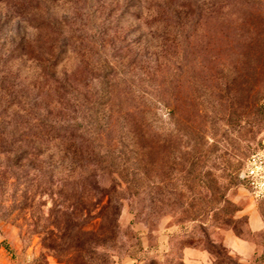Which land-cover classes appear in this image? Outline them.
I'll return each mask as SVG.
<instances>
[{
  "label": "rangeland",
  "instance_id": "obj_1",
  "mask_svg": "<svg viewBox=\"0 0 264 264\" xmlns=\"http://www.w3.org/2000/svg\"><path fill=\"white\" fill-rule=\"evenodd\" d=\"M227 1L0 0V58L14 59L0 75L12 81L8 93L37 105L42 116L48 109L61 121L73 120L58 103L73 97L51 84V75L85 94L109 67L144 91L141 80L157 84L168 67L169 77L175 73L172 19L186 25L203 11L214 49ZM248 21L255 23L252 40L264 43V17ZM195 62L183 69L188 79L173 89L178 100L171 102L182 112L179 122L199 130L181 142L188 140V156L156 153L155 160L163 154L172 166L156 164L149 174L128 166L130 176L123 178L134 180L130 187L149 185V197L134 196L135 188L115 174L97 176L101 188L116 190L122 200L110 247L102 244L97 216L107 199L93 191L78 156L60 155L55 146L38 155L26 150L25 161L12 168V156L0 151V264H264V206L241 178L248 160L264 149V60L249 63L243 90L231 100L192 87L201 75ZM17 117L35 122L24 112ZM174 163L183 166L174 170ZM175 189L181 194L171 199Z\"/></svg>",
  "mask_w": 264,
  "mask_h": 264
},
{
  "label": "trees",
  "instance_id": "obj_2",
  "mask_svg": "<svg viewBox=\"0 0 264 264\" xmlns=\"http://www.w3.org/2000/svg\"><path fill=\"white\" fill-rule=\"evenodd\" d=\"M225 8L228 12L220 16L222 19L216 17L219 19L217 30L220 35L217 40L221 41L214 49H211V38L206 34L203 11H199L186 25L172 19L175 38L171 43L178 49L175 59L176 74L169 77L168 67L167 71L160 75L157 84L146 79L141 80L142 85L147 88L144 91L132 89L126 78L119 76L109 67L98 78L96 87L85 94L75 92L68 79H57L51 75V84L59 86L65 90L64 94L73 97L58 102L71 113L69 118L75 115L73 120L61 121L60 117L54 116V112L48 109L46 117L42 116L37 105L24 104L12 92L8 93L7 83L12 81L0 75L1 153L12 156V168L20 167L25 161L26 150H32V154L38 155L55 146L60 155L70 153L78 156L83 163V174L92 180L93 191L107 199L100 206L97 215L100 219L98 229L104 246H112L119 232L122 200L116 197V190L101 188L96 180L97 176L115 174L121 182L127 183V186L134 185V180L123 178L124 173L130 176L128 166L143 168L146 174H149L156 164L162 170H169L172 165L162 158L164 152L177 151L188 156L189 142H181L190 135L199 136V130L192 125L179 122L181 110L178 107L171 108V102L178 100V95L172 92L173 89L183 86L184 81L188 79L183 69L187 68L189 72L193 69L189 65L190 61H196L194 68L197 67L201 75L197 79L193 77L192 87L195 90L208 89L211 96L218 94L221 97L224 93L225 100H231L243 90L240 80L243 73L249 69V63L264 60V43L252 40L250 33L255 23L248 21L264 17V0H228ZM194 56L197 57L190 59ZM59 57L60 55L57 58ZM13 60L11 55L0 58V74L6 72L4 70L8 69ZM55 64L53 66H57ZM206 96L205 99L208 98ZM220 99L223 100L224 97ZM226 102L221 105L224 104L228 111ZM202 110L200 109V112ZM18 112L26 113L35 122L23 124L17 117ZM171 120H175V125L168 123ZM162 152L161 159L155 160V154ZM184 160L190 162L188 157ZM182 166L183 163H174V170ZM121 184L118 183L119 188H122ZM133 188L134 196L145 193L149 197L152 194L149 185L127 187L131 191ZM178 194L181 193L176 189L169 193L171 199H176ZM154 201L153 199L151 203ZM157 202L163 204L162 200Z\"/></svg>",
  "mask_w": 264,
  "mask_h": 264
},
{
  "label": "built area",
  "instance_id": "obj_3",
  "mask_svg": "<svg viewBox=\"0 0 264 264\" xmlns=\"http://www.w3.org/2000/svg\"><path fill=\"white\" fill-rule=\"evenodd\" d=\"M241 178L247 184L252 200L264 205V149L248 160Z\"/></svg>",
  "mask_w": 264,
  "mask_h": 264
},
{
  "label": "crops",
  "instance_id": "obj_4",
  "mask_svg": "<svg viewBox=\"0 0 264 264\" xmlns=\"http://www.w3.org/2000/svg\"><path fill=\"white\" fill-rule=\"evenodd\" d=\"M241 249H243V246H241Z\"/></svg>",
  "mask_w": 264,
  "mask_h": 264
}]
</instances>
